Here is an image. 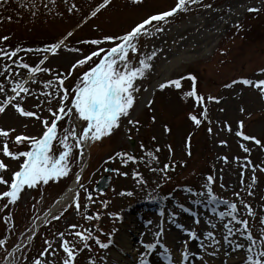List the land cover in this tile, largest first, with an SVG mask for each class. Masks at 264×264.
Wrapping results in <instances>:
<instances>
[{
	"label": "rangeland",
	"instance_id": "obj_1",
	"mask_svg": "<svg viewBox=\"0 0 264 264\" xmlns=\"http://www.w3.org/2000/svg\"><path fill=\"white\" fill-rule=\"evenodd\" d=\"M101 2L102 0H0V37H10L16 44L9 39L5 42L17 48H44L43 45H49L71 32L70 38L64 41L66 46H62L58 54L52 56L54 62L47 63L53 70L61 68L60 71L67 74L68 67L77 58L97 47L87 43L88 41L105 35L119 36L148 15L167 10L175 3L174 0H141L135 4L132 0H110L106 7L91 16L90 13ZM73 3L77 5V10L69 12L68 8ZM206 4L211 7L202 6ZM250 8H256L258 11H249ZM9 17L11 19H8ZM157 27H163L164 31L149 29V34L142 35L139 41L142 53L152 56L154 52L155 55L148 61L151 67L146 70L145 76L136 81L140 90L135 93L136 101L130 110V117L122 118L120 127L114 129L111 135L90 143L88 154L84 151L82 159L77 160L76 155H73L72 171L67 177L32 189L26 187L15 204H9L8 208L0 211V236L5 235L4 232L1 233L4 217L10 213V217L15 221L8 237L4 239L5 243L0 245V255H3L16 241L21 239L20 244L26 241L24 233L29 231L30 213L33 212V217L48 209L64 193L78 170L86 169L80 182L84 188L79 189L80 213L77 214L74 207H68L59 219L53 220L52 215L58 214L70 199L65 201L61 208L50 216L53 222L45 223L39 228L30 250L27 247L29 244L25 245L20 253L13 259L10 258L9 264H32L43 251L45 239L56 241V233L71 231L69 224L82 227L86 225L88 221L82 216L87 204H90L95 213H100V218L93 219L92 222L97 228L103 227L108 221L113 222L114 219L117 223L123 220L114 235L116 247H111L105 253V257L113 264H140V253L144 252L145 248L139 246V240L146 243L159 240L157 248L145 257L149 264H169L165 248L169 250L173 261H179L185 241L190 253L203 256L201 260L198 256L190 255L187 264H232L233 261L243 264L244 251H234V244H229L223 239L227 233L223 230L218 213L226 210V204L221 203V199L235 202L237 214L241 219L248 221V228L253 237L257 241L262 238L264 147L256 145L254 141L244 140L238 132L243 131L245 135L254 136L264 143V95L253 86L225 85H230L233 80L242 77L254 81L264 79V74L258 71L264 68V0H201V3L193 4L182 13L170 17L167 24H158ZM215 39L214 46L205 50V46ZM5 44L0 40V47ZM109 46L107 43L99 45L105 48ZM76 49H81L82 53ZM140 58L137 54L136 60ZM171 59H174V62L166 67L171 69L170 80L181 81L186 78L189 82L185 81L183 85L180 83V87L175 86L176 90L166 87L164 90L160 89L152 96L151 100L155 101L151 105L145 96L150 77L152 74L154 77L159 71L157 68L166 65ZM88 67L86 64L77 68L70 79H67L65 86L69 89L75 86L81 73ZM191 76L196 77L195 91L197 96L204 97L202 102H191L187 95L193 88ZM209 97H216L218 100H209ZM8 110L1 114L0 126L15 128L16 132L12 133V136L20 132L27 133V122L21 120L12 109ZM190 114L196 115L201 123L197 125ZM129 118L139 121V124L129 125ZM229 126L231 131L228 130ZM209 128L211 132L208 131ZM128 129H131L130 133ZM221 141H226V144ZM129 142L133 147H130ZM141 143L145 145L143 150ZM242 143L251 149L250 153L243 150ZM9 144L13 149L17 147L11 141ZM156 146H159V152H155ZM120 151L134 152L136 157L145 158L125 165L122 158L114 156ZM147 151H153L158 160L147 157ZM188 153H191L190 157ZM109 156L114 158L109 160ZM224 157H227L226 161ZM248 161L251 164L243 167ZM5 162L11 165L5 173L8 178L16 168V163L10 158ZM165 163L172 165L167 169L170 170L172 180L191 183V192L186 188L169 194L164 199L158 196L157 187L165 178V173L160 169ZM108 164L113 165L108 190L88 201L84 193L86 187L95 184ZM116 169L119 171H115ZM137 172L140 173L139 176L134 175ZM205 173H212L214 177L216 194H212L218 198L216 201L208 199L207 190L211 188V184L207 181ZM162 188L164 189V186ZM5 190V186L0 184V192ZM129 192L132 194L128 195ZM235 193H239V196ZM241 201L251 205L254 216L247 213ZM104 202H107V207L103 206ZM5 203H8L7 199L0 200V208H3ZM148 203L156 204V212H147L150 207L145 204ZM181 204L184 206L183 210L179 207ZM193 213L197 218L192 217ZM209 220L217 225L216 229L210 227L207 223ZM129 229L135 239L130 238L126 245L122 241L127 242L125 234L129 235ZM185 229H192L198 235L205 231H215L221 247L212 245L207 247L205 252L199 247L200 240L191 239ZM157 233L161 234L157 236ZM229 239L244 242V237L239 235ZM205 243L207 245L210 241ZM53 247H58V242L54 243ZM123 247L131 249L124 250ZM116 248L123 249L125 253L122 254L121 251L118 254ZM130 250L136 251L137 254L130 253ZM213 252L215 255L209 254ZM100 253L99 249L91 252L83 249L76 258V264H90L89 257L95 264H100ZM117 255L120 257L116 258ZM62 256L63 253L60 252L55 257L56 264H59Z\"/></svg>",
	"mask_w": 264,
	"mask_h": 264
},
{
	"label": "snow or ice",
	"instance_id": "obj_2",
	"mask_svg": "<svg viewBox=\"0 0 264 264\" xmlns=\"http://www.w3.org/2000/svg\"><path fill=\"white\" fill-rule=\"evenodd\" d=\"M132 2L134 4L140 3L141 0H132ZM109 3L110 0H102L96 9L90 13L91 16H95L101 8L106 7ZM199 3H201V0H177L173 7L148 15L122 35H105L102 38L88 41L87 43L96 45L97 47L89 51L88 54H82L77 58L70 66L67 74L54 71L51 66L46 64L50 56L57 55L58 50L62 46H66L63 40L50 44L42 49L25 50L20 48L13 49L8 46L0 47V77H2L0 79V114L6 113L10 108L22 117L40 121L42 127V131L38 135H29L25 132H20L15 136H12V133L16 132L15 128L0 127V144H2V147H0V184L6 188L5 191L0 192V200L7 199L8 201V203L3 204V208H0V211L8 208L9 204H15L20 199V195L26 187L32 189L39 187L41 184L46 185L50 181H58L60 178L67 177L72 171L73 155H76L77 160L82 159L86 145L101 141L103 138L111 135L114 129L120 127L122 118L130 117V110L136 101L135 93L140 90L136 81L145 76L146 70L151 67L148 61L155 55L153 52L152 56H147L140 51L139 41L141 36L148 35L149 29L152 28L156 32L164 31L163 27H157V25L167 24L168 19L178 11L186 10L190 4ZM202 6L211 7L210 4ZM74 10H77L75 3L68 8L69 12H73ZM248 10L258 11L256 8H250ZM8 19H11V17ZM71 35V32L67 33V36ZM7 39V36L0 37V40ZM105 43L110 44V46L107 48L99 47V45ZM22 51L25 54L29 52L45 54L41 55L35 64H30L18 55ZM76 51L82 53L81 49H76ZM137 54L141 57L138 61L136 60ZM86 64L89 67L81 73L76 85L71 89L66 87L65 80L77 68L83 67ZM21 69L28 72L26 78L22 77ZM258 71L264 74V68ZM37 74H48L52 78L40 80ZM191 79L193 81V88L187 93L188 96L196 95V77L191 76ZM236 83L256 87L264 95V79L254 81L253 79L242 77L239 80H233L231 85ZM31 84H38L40 87L32 88L30 86ZM169 85L180 87L179 80L165 81L159 83L158 87L164 89ZM231 85L225 86L229 87ZM29 97L36 101L33 105L36 110H29L24 107V103ZM196 98L201 102L204 100L203 96H197ZM208 99L218 100L216 97H209ZM53 101H57L58 103L55 106L45 107L46 105H52ZM149 103L151 102L149 101ZM45 110L49 113L48 117L42 115ZM204 115H206V112ZM190 116L197 125L201 123V120L196 115L190 114ZM154 119L155 117H153ZM61 122H63V127H61ZM128 124L137 125L139 121L129 118ZM242 126L241 122V128ZM24 127L26 128L27 125H24ZM165 128L168 130L167 126ZM228 130L231 131L230 126ZM128 131L130 133L131 129H128ZM208 131L211 132V128ZM238 135L243 137L244 140L254 141L256 145L264 147V143L254 136H247L243 131H239ZM129 139H131L130 136ZM153 139L155 138L153 137ZM10 141L17 146L15 149L10 147ZM221 143L226 144V141H221ZM19 146H24V150H19ZM241 147L245 152H251V149L245 147L243 143ZM141 149H145L143 143H141ZM169 150L171 151L170 145ZM159 151V146H156L155 152ZM146 155L147 157L158 160V156H155L153 151H147ZM114 156L122 158V163L124 164H127L128 161L142 160L145 158L143 156L136 157L124 151L117 152ZM125 157L126 159H124ZM9 158L16 163V168L11 171L10 177L6 178L5 173L10 169L11 165L5 161ZM113 158V156L108 157L109 160ZM223 159L226 161L227 157ZM245 160H247V157H245ZM250 164L251 162L248 161L243 167H247ZM168 168L169 165L165 163L160 171L166 175ZM151 170L154 171L155 169ZM115 171L119 170L116 169ZM123 174L127 175V173ZM134 175L139 176L140 173L137 172ZM241 176L243 177V172H241ZM75 179L78 188L67 205L56 215H52L51 210H49V215H52L53 220L59 219L68 207H74L77 214L80 213L79 189H83L84 185L80 183L81 177L79 175ZM141 179L143 178L141 177ZM254 180L255 177H253ZM207 181L214 183V177L208 175ZM241 182L243 183V180ZM188 191L191 192L192 189L189 188ZM207 191L208 199L212 201L218 199L212 194L210 187ZM85 192L88 198L91 199V193L87 192L86 189ZM127 194L131 195L132 193L129 192ZM235 195L239 196V193H235ZM220 202L226 204V210L219 211L218 213L223 230L227 233L223 237L224 241L229 244H234V251H244L243 264H264V232L261 234L262 238L257 241L248 228V221L241 219L237 214V204L231 201H223L222 199ZM241 203L244 204V208L249 215H255L251 209V205L243 201ZM103 206L107 207V202H104ZM179 207L183 209L184 206L181 204ZM109 215L118 216L119 214L109 213ZM9 218L10 213L4 217L6 222ZM84 218L87 220L99 219L100 213H96L95 216L86 214ZM37 219H40V217L37 216ZM43 222L50 223L47 219ZM194 222L198 223L199 221ZM207 223L212 229L217 228V225L213 224L211 220ZM68 228L75 231H69L67 233L61 231L56 233V241L44 240L45 247L39 253L38 257L34 259L33 264H56L55 257L60 252L63 253V256L60 258L59 264H76V258L83 248L91 251V244L88 241L94 240L96 245L102 249L108 248L109 244L112 243L111 239L106 243L101 241L98 236H95L93 234V226L82 228L81 225L69 224ZM81 228L82 230H80ZM38 229L39 226L29 230L33 238L38 232ZM185 231L188 232L191 239L200 240L199 247L205 252L207 251V247H211L212 245L218 246L220 244V241L216 238L215 231H205L199 235L192 229H185ZM160 234L157 233V236ZM21 235L24 234L22 233ZM237 235L244 237V242L229 239V237L235 238ZM69 237H72V239H69ZM206 241H210V243L206 245ZM57 242L58 247L54 248L53 244ZM4 243V240H0V245ZM141 243L145 251L140 253V264H149V261L145 257L153 249L157 248L159 240L147 243L141 241ZM78 245H83V248ZM184 245L179 261H173L169 250L165 248V255L169 259V264H187L190 255L194 257L198 256L199 259L203 260L202 255L189 252L186 241ZM209 254L215 255V252ZM8 255L11 256L12 253L9 252ZM49 257L53 259L50 260ZM89 262L90 264H95V261L91 257H89Z\"/></svg>",
	"mask_w": 264,
	"mask_h": 264
},
{
	"label": "bare ground",
	"instance_id": "obj_3",
	"mask_svg": "<svg viewBox=\"0 0 264 264\" xmlns=\"http://www.w3.org/2000/svg\"><path fill=\"white\" fill-rule=\"evenodd\" d=\"M215 42H216V39L213 40V41H211L210 43H208V44L205 46V50H209V49H211V48L214 46ZM177 61H182V60H177ZM183 61H184V60H183ZM173 62H174V59L169 60V61L166 63V65H162L161 68H157V71H158V70H159V71H158L157 74L154 75V77H153V74L151 75V77H150V80H151V81L149 82L148 86L146 85L147 88H146V91H145V96H146L148 99H150L151 96H152L157 90L160 89V88L158 87V84H159V83H163V82H165V81H169V79H170V77H171V69H167V68H168L169 65H171ZM182 63H184V62H182ZM166 67H167V68H166ZM166 69H167V70H166ZM75 177H76V176H75ZM75 177H74V179L71 181V183H70V185H69L67 191L65 192V195L61 196L62 198L58 200L57 204H58L59 206H60L64 201L69 200V199L71 198V196H72V192H73V190H74V186H75V184H76V179H75ZM125 235H126L125 239L127 238V242H126L125 240L122 241V242H123V244L125 243L126 245H128L127 243L129 242L128 240H130V237H129V235H128L127 233H126ZM123 248H124V250L131 249V248H129V247H123ZM129 252H130V253H133V254H137L136 251L133 252V251L130 250ZM123 253H125V252H123ZM126 264H128V263H126ZM223 264H225V263H223Z\"/></svg>",
	"mask_w": 264,
	"mask_h": 264
},
{
	"label": "water",
	"instance_id": "obj_4",
	"mask_svg": "<svg viewBox=\"0 0 264 264\" xmlns=\"http://www.w3.org/2000/svg\"><path fill=\"white\" fill-rule=\"evenodd\" d=\"M107 178L102 179L96 186L98 190H102L106 187Z\"/></svg>",
	"mask_w": 264,
	"mask_h": 264
}]
</instances>
